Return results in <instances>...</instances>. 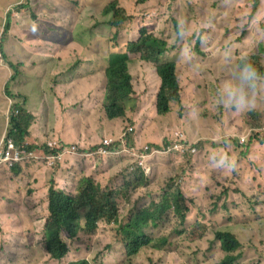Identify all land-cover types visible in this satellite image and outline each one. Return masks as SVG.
Masks as SVG:
<instances>
[{
  "label": "trees",
  "instance_id": "trees-1",
  "mask_svg": "<svg viewBox=\"0 0 264 264\" xmlns=\"http://www.w3.org/2000/svg\"><path fill=\"white\" fill-rule=\"evenodd\" d=\"M58 3L65 8L67 11L66 19L70 21L68 24L71 27L70 30L62 27L58 30L63 37L66 33H69V38L62 42L55 29L51 24H47L45 18L39 17L35 12L29 13V19L38 24V26L45 32V34H30L23 35L24 39L22 45H28L29 37L32 38V45H28L29 48L25 50H16L15 54L19 55V58L15 60L14 53L11 51L10 55L6 52H1L0 58L3 63V67L9 69V78L7 83L4 85V95L13 97L10 95L11 88L10 84H17L20 80L22 73H27L24 70L26 62V56L28 59L34 57V62L30 63L33 65L34 71L38 74L47 75V77L53 76V74H61L68 76L70 72L78 65L82 63V56L92 49V43L98 41L97 35H93V28H90L88 24L81 31L77 32L78 18L75 16L78 9V2L85 1L88 4V8L91 10L92 15L96 13L101 3H105L108 0H69L71 4H67L66 0H57ZM148 0H135V5L143 4ZM218 5L223 0H216ZM261 0H248L242 7L241 13L233 20L236 23L235 28H224V35L222 40L215 47H209L208 44L212 40L208 39L209 32L203 28L197 22H192L189 31L185 38L182 40L184 45L177 47L176 43L180 40L176 36V21L173 20L174 24V36L172 40H166L160 37L154 36L150 33L146 26H142L138 30V38L134 41H129L125 45L124 51L122 52H107L106 55V67L103 71H92V77L90 80L83 81L80 85V89L77 95L79 103H83L88 96L99 95L100 98L93 100L86 99V102H94L103 98L100 105L99 112L101 113L102 121H112L114 128L109 132L111 135L105 136L111 140V148L114 152L113 160L116 164L117 171L113 175L109 176L104 183L96 182L91 177L81 176L74 188L71 184L65 188L56 187L54 181L50 179L45 183L47 186L46 193L39 199L38 204L27 202L31 207H37L41 203L45 204V214L41 220L42 225L34 234V221L31 215L28 214V205L25 202L17 201V205L12 206V210L9 211L7 218L11 221L12 226L18 228L19 232L25 231L26 238L34 237V244L40 241L41 249L43 254L47 257V264H52L54 261L59 264H88L89 257L82 256V259H72L73 254L71 249L68 247V242L80 238L83 236L96 235L99 227H103L104 231L111 233L114 238V244L116 247L122 248L121 257L124 259L125 264H134L135 258L139 254V250L142 248H152L157 251L172 252L177 254L178 259L181 257L178 255L179 246L176 241L181 242V245L192 244L199 242V230L204 228L202 221L209 214L216 213L220 210H227L228 204H234L238 206L243 214L247 217L252 215L264 216V191H259V184L250 189L241 190L238 186L234 189L236 192L231 195L227 200L229 193V187L221 186L217 193H214L208 197L203 196L198 200L197 204H192L193 210V223L183 228L186 222V215L191 207L188 206V200L184 196L182 190L176 188L172 190V185H168L164 189L159 201H149L148 203H140L136 195L146 196L147 190L141 189L140 181L132 180L127 182L128 168L126 167L125 155L122 149L125 148L129 134L135 131V135L139 130H134L137 125L133 127L129 126L124 128V125L128 124V120L134 119L129 117L136 109L139 111L145 100L148 98L146 92H141L133 88L131 75V68L134 65H139L140 69L151 77L145 89L149 93L151 98L152 112L160 123H165L166 126L172 127L174 124L173 120L167 119L173 116L171 109L174 107L178 110L189 109L197 110L202 115L206 113L208 103L210 101L208 92L200 84H197V80L201 79V74L198 69L209 70L211 66H215L217 62H223L220 59L219 51L222 49L224 40L229 38L234 31H239L238 38L231 40L229 46L234 44H241L244 35L250 30V21L252 19L254 10L260 6ZM117 0L110 2L105 11L113 12L110 25L118 28L123 20L118 17L117 14ZM229 6H238L237 1L229 2ZM257 5V7H256ZM217 6L214 2L211 5V10ZM26 10L23 6H17V9ZM23 10V12H24ZM18 12V10L16 11ZM6 17L4 25L1 30V38L7 39V32L11 29V18ZM251 13V15H250ZM212 15V14H211ZM250 15V16H249ZM188 14H184L187 19ZM94 18H90L88 23ZM48 25L50 30H46L45 26ZM27 28H34V25L30 24ZM77 34L84 36L80 41L76 38ZM171 35V33H169ZM195 34V35H193ZM84 42V43H83ZM98 49L99 47L96 46ZM205 48L207 50H204ZM180 53L185 55L189 60L186 62L185 77L187 79V88L183 86L181 79V73L179 71V61L174 57L169 56L170 54ZM235 59L228 65L230 69L235 63L241 58L236 57L237 53L234 49ZM98 57L100 56L97 53ZM12 58V59H11ZM249 58V57H247ZM88 65L92 60L86 61ZM8 67V69L6 68ZM259 67V66H257ZM44 68V69H42ZM46 68V69H45ZM63 69L61 72H59ZM263 69V68H260ZM88 69L85 70L84 74L88 73ZM264 72V71H261ZM226 77V76H225ZM225 77L220 74L211 79V82L219 83ZM103 79V89L98 85V80ZM2 79V78H1ZM55 80L51 82L53 84ZM79 80H75L70 83V88L78 83ZM10 83V84H9ZM200 87V88H198ZM210 94L214 98L215 89L217 86L210 85ZM69 88V89H70ZM195 89L196 95L191 94V90ZM6 90V91H5ZM86 90V92H85ZM26 91V90H25ZM197 91H202L200 96H197ZM30 92L26 91L22 98L16 100L10 108L9 114L6 117V127L4 128V136L12 139L16 142L20 149L26 154L32 153L36 158L24 159L14 164L10 169L2 165L0 173L6 177L7 181L14 184H18L20 191L18 193H26V187L30 186L29 177L27 172L37 164H41L40 156L43 155H56L61 153L62 149L57 144L48 142L47 138L43 141L42 132L37 133L35 123L37 117L36 112L32 107L25 104V99ZM71 94H74L71 91ZM43 91H42V94ZM15 96V92H14ZM67 108L59 107L62 104L60 101L57 104H52L51 100L47 101L42 99V105L44 109L51 110L55 107L62 108L61 112L66 113L63 117L64 120H69L67 111L71 114L73 121L77 122V125H81L82 116L77 114L76 105L71 103H65ZM96 103V102H95ZM259 105L264 106V85H261L258 93L256 102ZM220 110L218 114H213V121H217L218 125L224 124V122H231L235 119V125H243L248 128H259L264 126V115L258 107L251 109H241L239 111L225 109L222 107H216ZM85 114H83L84 117ZM76 116V117H75ZM232 116L230 120L229 117ZM256 116V117H255ZM80 117V121H78ZM48 118V116H47ZM167 119V120H166ZM155 126V121L145 123L142 131V136L138 134L140 139H145L147 132ZM101 127H103L101 123ZM185 128V126H182ZM116 135L113 137V133ZM221 135L218 132V137ZM103 135L101 136V138ZM140 145L143 143L139 142ZM72 145V144H69ZM191 144L186 141L185 154H178L180 157L189 155L188 148ZM78 151L75 152L78 162L85 157L83 154L85 150H81L79 145L76 144ZM148 146V145H147ZM75 148V146H73ZM149 147V146H148ZM158 146H152L150 148L158 149ZM215 147H219L220 156L223 160L229 161V165L217 164V169L222 175H227L229 180L232 182L238 181V175L241 171L246 170L241 166V160L243 155H236L234 149L229 145V142L225 139L222 140H211L208 146L209 150V161L210 158L215 155L212 150ZM192 148L196 149L198 146L192 144ZM213 148V149H211ZM155 149V150H156ZM164 151V148L158 149ZM166 168V167H165ZM226 169V171H225ZM249 169V168H248ZM82 175H85L83 172ZM261 175H264V170L261 169L257 174L258 180ZM254 175L250 172V180L252 181ZM122 188L127 189L129 187L131 193L126 196L127 193L119 189L113 188L112 185H120L122 182ZM18 181V182H16ZM31 187V186H30ZM37 189L31 187L29 189V196L36 192ZM20 195V194H19ZM28 196V195H27ZM120 196H125L118 198ZM118 198V199H117ZM121 207H119V206ZM209 207V208H207ZM18 208V209H16ZM169 220L167 234L161 237H154L151 229H157L161 224ZM210 221L209 223H212ZM213 243H216L219 250L222 252V259L215 264H231L233 256L231 253L236 251L241 245V238L238 232L224 229L216 223L211 224L210 228ZM174 239V240H172ZM78 249H80L78 247ZM78 252V251H77ZM9 256H7L8 259ZM132 258V260H131ZM4 259V260H5ZM182 261V259H181ZM176 263V260H175ZM183 264H186L183 262Z\"/></svg>",
  "mask_w": 264,
  "mask_h": 264
},
{
  "label": "rangeland",
  "instance_id": "rangeland-1",
  "mask_svg": "<svg viewBox=\"0 0 264 264\" xmlns=\"http://www.w3.org/2000/svg\"><path fill=\"white\" fill-rule=\"evenodd\" d=\"M117 1V14L118 17L123 20L118 28L110 25L113 12L108 13L105 11L107 5L110 2H113V0H108L106 4L101 3L94 15H92V12L85 1L78 2V9L75 14L78 18L77 32H81L86 27V24H88L90 28L94 29L92 33L94 37L95 34L97 35L98 41H94L92 43V49L81 57L82 64L80 65L81 69L78 72L79 76L77 79L72 75L66 76L64 83L59 84L56 82V87L52 89V84L50 83L53 80L43 74L35 72L32 67L33 65L30 64L34 62L33 60L35 58L31 57L28 59V56H26L27 63L24 65V70H26L27 73H22L20 75V80L17 84L9 83L11 88L10 95L13 96L9 97L8 95H4V85L7 83L10 73L8 67H6L8 69V71H6L3 67V63L0 61V73L4 76L0 79V85L3 82L2 87H0V107H3L2 101H4V103H7V100L9 103L15 100L20 101L23 97L22 95L28 91L30 93L27 98H24L25 104L35 110L37 125L39 120L46 117L42 105V99L47 101L55 99L62 104L59 107L64 106V108H67L63 103L65 100V95L62 92L63 89L65 91L68 90L70 88V83L75 80L80 79L84 82L90 80L92 77V71H103L106 67L105 53L124 51L127 42L134 41L138 38L137 32L143 25L146 26L147 30L154 36L166 40H172V36H174L173 20H181L187 25L188 31L191 23L197 22V24H200L205 30H207V32H209L208 39L212 40V42L209 43L208 46L212 48L218 45L222 40L225 33V27L231 29L235 28L236 23L233 20L241 13L242 7L248 0H233L238 2V6L234 5L233 7L229 6V2H232V0H223L219 5L216 0H148L143 4L138 5H135V0ZM96 2L97 1L94 0L93 3ZM214 2L217 3V6L211 10V5ZM258 2H260V6L257 7L256 5L257 8L254 10L249 24L250 30L244 35L242 43L230 46L235 49L237 53L236 57L252 58V54H254V46L252 45L253 40L258 36L264 35V0ZM66 3L71 4L72 2L66 0ZM17 6H23L26 10H24V8L17 9ZM17 10L18 12H16ZM8 11H11V29L7 32V39L4 37L1 38L0 36V54L1 52H6L10 55L11 51L15 54L14 51L16 50H23L22 48H25V50L28 49V45L33 44L32 38L29 37L28 45H22L24 39L23 35L45 34L38 24L33 23L29 19L30 12L33 14L36 12L39 17L45 18L47 24H51L54 27L55 34H57L62 42L69 38V33H66V36L63 37L60 33L61 31L58 30L62 27L70 30L71 27L68 24L70 21H67L66 19L67 11L57 0H0V34L4 21L6 17L9 16ZM184 14H188L187 19H185ZM90 18L94 19L88 23ZM27 23L28 25H34V28L30 29L27 28V26L24 27ZM45 28L46 30H50L48 25H46ZM241 30L242 29L234 31L236 33L224 40V48L229 46L231 40L237 38ZM169 33H171V35ZM78 36L80 38H84V36L77 34L76 38L81 43L82 41ZM182 45H184V42L181 40L176 43L177 47ZM96 46L99 48L97 49ZM202 49L207 50L205 48ZM97 53H99V57ZM169 56L174 57L179 61V71L181 73L183 86L186 89L187 79L185 73L187 70L185 65L189 59L179 52L170 54ZM219 56L223 62L218 61L217 64L211 66L208 71L198 69V72L201 74V79L197 80L196 83L204 87L210 98L206 113L202 115L197 110H189L186 108L178 110L174 107L171 109L173 116L167 118L173 120L175 125L172 127L166 126L165 123H160L152 112L153 104L151 103L149 93L145 89L146 84L151 81V77L148 74L149 70H147V74H145L144 71L140 69L139 65H134L131 68L133 88L141 92H146L148 98L145 100L143 107L139 111L136 109L132 115H129V117L133 116L132 118L134 119L128 120V124L124 125V128L137 125L138 127L134 128V130H142L145 123L152 122L153 124L154 121L155 126L147 132L148 134L145 139H140L138 137V134L142 136L141 130H139L136 135L135 131H133L129 134L125 148H122L121 146H119V148L124 152L126 167L130 160L129 156H134L133 161L140 158L143 163H149L152 165V170H154L149 181L140 182V188L149 192L146 196L136 195V198L140 199V203L159 201L164 189H166L168 185H172V190H175L176 188L182 190L184 196L188 200V206L191 207V210H189L186 215V222L183 228H186L189 224L191 225L193 223V210L195 206H192V204L196 205L198 200L203 196L208 197L217 193L221 186L229 187V193L226 198L227 200L236 192L234 189L237 186L241 190H246L259 184V191H264V175H261L259 180L257 178V174H259L261 169L264 170L263 131H260L255 135L258 143L251 140L247 144V151L242 153L243 158L241 166L246 170L241 171L238 175V181H230L227 175H222V173L218 171L217 164L210 163L208 159L210 156L208 146L211 140H222L226 139L228 136H240L246 134L248 129H251L247 126L235 125V119L229 123L224 122L222 125H218L217 121H213L212 119V115L218 114L220 110L216 109L217 105L213 102L212 95L210 94V85L213 84L217 86L218 83L211 82V79L219 74L223 77L227 76L229 71L228 65L235 59L232 49H229L228 51L220 50ZM14 58L15 60L18 59L19 55L15 54ZM255 59L256 66H259L257 68L260 71H264V65L261 62V54L256 53ZM88 60H92L89 66L86 62ZM86 69L89 71L87 74H84ZM62 70L63 69L59 72ZM98 85L103 89L104 85L102 78L98 80ZM42 91L44 95H41ZM201 93L202 91H197V96H200ZM191 94L196 95L194 88L191 90ZM100 97L101 94L88 96L86 99H89L90 101ZM73 98V95L69 96V99ZM86 99L83 102V104L86 103L84 105V110L86 111L84 115L85 124L77 125L78 123L74 122V125H77L75 126V129L81 132V135L85 137L87 141L91 140L98 142V137L100 136L101 138V134L106 136L111 135L109 132L114 128V123L112 121H103V127L100 131L99 126L102 118L100 120V116H98L96 122H94L93 120L95 116L88 117V115L92 111V104L95 102L96 104L93 109L99 112L103 98L94 102H86ZM253 107H258L264 115L263 105L255 103ZM4 115L5 113L0 110V132L6 127V124H4L3 121ZM231 118L232 116H230L228 120ZM78 121H80V117H78ZM44 126L46 133L45 136H43V141L45 138H47L48 142L54 144H57L60 141L65 143L76 141L72 127L73 124L64 120L61 114L59 118L46 122ZM182 126H185V128H182ZM263 127L253 129L256 130ZM36 128L37 133H44L43 128ZM88 130H90V132H88ZM218 132L221 133L219 137L217 136ZM177 134L184 138L188 144H191V146L192 144L198 146L193 155H186L184 157L178 156L181 148L180 146H176L173 142L177 138ZM115 135L116 132L113 133V137ZM139 142L143 144L140 145ZM75 144H78L79 148H82L81 150H85L83 154L85 157L88 156V158L83 161V165L87 168V172L92 174L87 176L91 177L93 180L94 177H99L104 166L103 160L114 162L113 151L109 154L99 155L84 149L80 143ZM152 146H158V149L164 148V151L150 148ZM87 147H90V143L87 144ZM145 148L152 151V155L148 159L140 157L141 155L139 151ZM217 148L218 147H215L214 149ZM72 155L76 157V154ZM250 172L254 175L252 181L250 180ZM63 185H58V188H61ZM112 186L115 189L126 192V196L131 194L129 193V187L125 189L122 188V185L118 184ZM15 188L16 185L7 181L6 177L1 172L0 264H47V257L42 252L40 241H38L37 244H34V237L32 235L29 239L24 235L25 231H27L26 228H23V231L19 232L18 228L12 226L11 221L7 218L15 201L17 202L19 200V202H25V204H27V202L38 204L39 199L42 198L43 195H36L33 197V200H30V196H24L22 192L19 193L20 195L16 194V192H14ZM122 197L125 196H120L118 198ZM28 208L29 210L27 212L33 218L34 234L36 235L37 230L42 225L41 220L45 214V204L41 203L37 207H31V205H28ZM210 221H213L212 223H216L224 229L238 232L241 238V246L239 250L231 253L233 256L231 264H264V216L259 214L257 216L252 215L251 217H247L246 214H243L241 209L234 204H228L227 210L219 209L216 213L206 216L205 221H202L204 228L199 230V242L181 245V242L172 239L179 246L178 255L181 257L182 261L181 259H178L177 254L173 253V251L160 252L153 250L152 248L143 250L141 248L137 258H135L136 260L134 264H183V262L186 264H215L222 259V252L219 250L218 245L213 243V237L210 231L212 223H209ZM168 224L169 220H166L157 229H151L152 235L157 238L167 234ZM68 247L73 254L72 259L78 258L81 260L82 256H88V264H125L124 259L120 256L122 248L116 247L113 236L111 233L104 231L103 227H99L96 235L83 236L81 241L80 238H78L72 243L68 242ZM78 247L80 249H78ZM7 256H9V258L5 259ZM52 264L59 263L54 261Z\"/></svg>",
  "mask_w": 264,
  "mask_h": 264
},
{
  "label": "clouds",
  "instance_id": "clouds-1",
  "mask_svg": "<svg viewBox=\"0 0 264 264\" xmlns=\"http://www.w3.org/2000/svg\"><path fill=\"white\" fill-rule=\"evenodd\" d=\"M8 12H11V11H8ZM26 26H28V23L24 27H26ZM187 33H188L187 25L185 23H183L181 20H177L176 21L177 39L182 41L185 38V36L187 35ZM193 35H195V34H193ZM238 37H239V35L237 36V38ZM252 45L254 46V49H253L254 54H252V58L249 59L247 57H241L235 63V65H233L229 69L228 75L222 81H220L218 83V85L215 89L214 98H213V102L216 103V105L218 107L239 111L241 109H251L255 105L257 93H258L261 85H264V72H261L257 68L256 59H255L256 53H260L261 54V62L264 65V35L256 37L253 40ZM229 49H232L233 53H234V49L231 48L230 46H228L227 48L222 47L221 50L228 51ZM234 56H235V54H234ZM14 102H16V100L9 103V109L7 111L6 117L9 114L10 108H12V105ZM85 104H83V107ZM95 104L96 103L92 104V108L95 107ZM260 131L264 132V127L261 129H256V130L248 129V132L246 134H242L240 136H228L225 140L229 142V145L234 149V152L236 155H242L243 152L247 151V144L251 140L258 143L255 135L257 133H259ZM176 137L177 138L173 142L176 146H180V148H181L180 154L184 155L185 150H186V140L184 138H182L181 136H179L178 134ZM5 138L10 139V138H7L6 135L4 136V134H3L0 138V143H2L5 140ZM105 138L106 137L103 136L102 138H100L98 140V142L90 145V147H84V149L90 151L91 153H96V149L98 148V145ZM106 139H108V138H106ZM57 146H59L62 149L61 153L56 154V155H54V154L43 155V156H40L39 159L42 158V160H44V162L47 165H52L56 160H59L60 157L72 155L78 151L76 144L63 145L61 142H58V144L52 148H56ZM72 146L76 147L75 151L71 150ZM108 150H109V152L107 154L112 152L111 146L108 148ZM194 151H195V149L192 148V146L190 145L188 148L189 155H193ZM212 151H213V153H215V155H213L210 158V163L219 164L221 166H223V165L233 166L232 164H229V161L223 160L221 158L219 147L217 148V150H212ZM139 153L141 155L140 157L143 159H148L152 155V151L149 150L148 148L141 149L139 151ZM99 155H105V154H99ZM30 158H36V157L33 155ZM30 158H27V159H30ZM133 158H134V156H129L130 160L128 162V166L126 167V168H128L127 182H131L133 179L140 181V182L149 181V179L152 177L153 171H154V170H152V165H150L149 163H143L140 160V158H137L136 161H133ZM241 162H242V160H241ZM0 167H2V165H0ZM126 168H124V169H126ZM225 171H226V169H225ZM79 178H78V180H79ZM78 180H77V182H78ZM77 182H76L74 188L76 187ZM124 184H125V182L123 179V182L120 185H124ZM239 248L236 251H238Z\"/></svg>",
  "mask_w": 264,
  "mask_h": 264
},
{
  "label": "crops",
  "instance_id": "crops-1",
  "mask_svg": "<svg viewBox=\"0 0 264 264\" xmlns=\"http://www.w3.org/2000/svg\"><path fill=\"white\" fill-rule=\"evenodd\" d=\"M80 69H81L80 65L76 66L70 72V74L68 76L72 75L73 77H75L77 79V77L79 76L78 72H79ZM1 70H4V69H1ZM6 71H8V70H6ZM45 76H47V75H45ZM3 77L4 76H2L1 73H0V79L3 78ZM65 77H66V75H61V74H58V75L57 74H53V76H50L49 78H51L52 80H55V82L52 84L51 88L54 89L56 87V82L59 83V84L64 83L65 82ZM78 80H79V82L75 83V85L73 87H71L70 89H68L66 91L63 89L62 92L65 95L64 102L65 103H71V104L75 103L76 112H77L76 116L78 114H80L82 116V123L81 124H85L83 114H85L86 111L84 110L83 104L77 102L78 101L77 95H78V92H79V89H80V85L83 82V80H80V79H78ZM2 85H3V82L1 83L0 87H2ZM71 91H73L74 94H71ZM71 95L74 96L73 99H69V96H71ZM2 102H3V107H0V110L5 113L3 121H4V124H6L5 123L6 122V114H7V111L9 109V101L7 100V103H4V101H2ZM51 102H52V104H54V103L57 104L58 101H56L55 99H51ZM61 109L62 108H58V107H55V108H53L51 110L44 109L46 117L44 119H42V120H39L37 125L35 123L34 124L35 127L43 128V130H44L43 134H45L46 133V129H45L44 124L46 122L56 120L57 118L60 117V114L63 117L66 116V113L61 112ZM67 114H68V117L70 118L67 121L73 124L72 127H73V131H74V134H75V137H76V141L67 142V143L61 142V141L60 142L63 145L80 143L83 147H87L88 143H90V145L95 144L96 142H94V141H91V140L87 141V139L81 135V132H79L78 130L75 129V126H77V125H74L73 119H72L71 114L69 113V111H67ZM47 115H48V118H47ZM93 116H95V118L93 120L94 122H96V119H97L98 116H100V120H101V113L98 112L97 110H94L92 108V111L89 113L88 117H93ZM101 123L102 122L100 121V126H99L100 131L102 130ZM88 132H90V130H88ZM3 134H4V128L0 132V138H1V136ZM101 136H102V134H101ZM103 136H106V135H103ZM98 138L100 139V136ZM86 158H88V156L87 157H83V159L79 163L78 160H77V157H75L73 155H68V156L60 157V159L56 160L52 165H47L44 162V160H43V161H41V164H37V165L33 166V168L30 169L29 172H27V176L29 177L30 186L36 188L37 191L32 193V195L30 197V200H33V197H35L36 195H44L46 193L47 186L45 187V183L48 182L50 179H52L54 181L56 187H58V185L61 186V185L64 184L61 188H65L66 186H68L70 184L74 187L76 182H77V180H78V178L81 177V176L92 175V174L87 172V168L83 165V161ZM103 162H104V166H103V168L101 170V173L99 174V177L98 178L94 177L95 181L102 182V183H104L109 176H111L114 173L118 172L115 162H109L108 160H103ZM82 172L85 175H82L81 174ZM16 182H18V181H16ZM15 185H16V188H15L14 192H16V194L19 195L18 192L20 191V187L18 186V184H15ZM30 186L26 187V193L24 194V196H27V195L29 196L30 195L29 194V189L31 190ZM15 204L17 205L16 201H15Z\"/></svg>",
  "mask_w": 264,
  "mask_h": 264
},
{
  "label": "built area",
  "instance_id": "built-area-1",
  "mask_svg": "<svg viewBox=\"0 0 264 264\" xmlns=\"http://www.w3.org/2000/svg\"><path fill=\"white\" fill-rule=\"evenodd\" d=\"M111 146V140L103 139L98 148L96 149L97 154H107L108 148ZM72 151L76 150V147H71ZM31 153L26 154L19 146L11 139H6L0 143V165H5L6 168L10 169L14 164H17L22 158L27 159L32 157Z\"/></svg>",
  "mask_w": 264,
  "mask_h": 264
}]
</instances>
